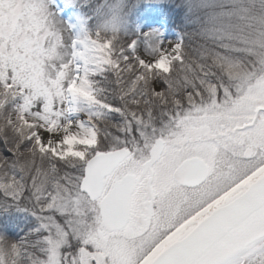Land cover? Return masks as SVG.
<instances>
[{"label": "snow or ice", "instance_id": "obj_1", "mask_svg": "<svg viewBox=\"0 0 264 264\" xmlns=\"http://www.w3.org/2000/svg\"><path fill=\"white\" fill-rule=\"evenodd\" d=\"M48 3L0 0V206L35 218L0 264H264V0L167 43Z\"/></svg>", "mask_w": 264, "mask_h": 264}, {"label": "trees", "instance_id": "obj_2", "mask_svg": "<svg viewBox=\"0 0 264 264\" xmlns=\"http://www.w3.org/2000/svg\"><path fill=\"white\" fill-rule=\"evenodd\" d=\"M74 12L79 26L91 27L102 6V0H64ZM127 23L125 32L136 35L135 26L148 21L160 25V36L172 38L190 27L187 23L185 0H127ZM82 114V113H77ZM5 155H9L5 150ZM35 226V218L30 211L15 204L0 206V235L17 240L29 228Z\"/></svg>", "mask_w": 264, "mask_h": 264}, {"label": "clouds", "instance_id": "obj_3", "mask_svg": "<svg viewBox=\"0 0 264 264\" xmlns=\"http://www.w3.org/2000/svg\"><path fill=\"white\" fill-rule=\"evenodd\" d=\"M127 0H102V6L91 27H87L92 35L98 31L100 39H119L125 32L127 23Z\"/></svg>", "mask_w": 264, "mask_h": 264}, {"label": "rangeland", "instance_id": "obj_4", "mask_svg": "<svg viewBox=\"0 0 264 264\" xmlns=\"http://www.w3.org/2000/svg\"><path fill=\"white\" fill-rule=\"evenodd\" d=\"M49 9L65 24L71 25V31L72 33H79L81 31V28L79 26V22L76 19V16L74 12H72L71 9H69L65 3L64 0H49L48 3ZM160 25L156 21H148L145 23H140L135 26L136 33H147L151 30H157L159 32ZM160 38L165 42L169 41H175L179 39L178 35H174L172 38L168 39L165 37L160 36ZM77 116L80 118H83V114H73V119H75Z\"/></svg>", "mask_w": 264, "mask_h": 264}]
</instances>
